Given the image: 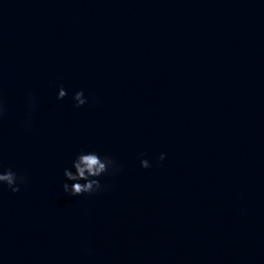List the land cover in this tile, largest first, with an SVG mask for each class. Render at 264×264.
Segmentation results:
<instances>
[{
    "label": "water",
    "instance_id": "water-1",
    "mask_svg": "<svg viewBox=\"0 0 264 264\" xmlns=\"http://www.w3.org/2000/svg\"><path fill=\"white\" fill-rule=\"evenodd\" d=\"M0 103V264H264V0H0Z\"/></svg>",
    "mask_w": 264,
    "mask_h": 264
},
{
    "label": "clouds",
    "instance_id": "clouds-1",
    "mask_svg": "<svg viewBox=\"0 0 264 264\" xmlns=\"http://www.w3.org/2000/svg\"><path fill=\"white\" fill-rule=\"evenodd\" d=\"M66 91L62 86L56 88L55 96L57 100L64 98ZM73 107L84 105L87 98L81 90L73 92L72 97ZM33 106L31 96L27 99V107L29 111ZM3 114V104L0 103V115ZM28 121H25L27 125ZM159 160L164 159V153L161 152L158 156ZM139 166L141 168L150 167L149 161L144 158L139 159ZM116 171L117 165L114 160L105 154H99L93 150L78 151L70 162V167L62 169L63 181L61 189L70 196H79L80 194H90L101 190L102 185L98 178L109 172ZM24 181L23 176L17 175L10 168L0 167V188H6L15 193L18 191L19 184ZM70 182V183H69Z\"/></svg>",
    "mask_w": 264,
    "mask_h": 264
}]
</instances>
